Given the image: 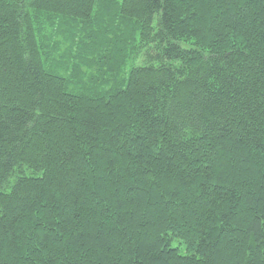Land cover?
I'll use <instances>...</instances> for the list:
<instances>
[{
	"label": "trees",
	"instance_id": "1",
	"mask_svg": "<svg viewBox=\"0 0 264 264\" xmlns=\"http://www.w3.org/2000/svg\"><path fill=\"white\" fill-rule=\"evenodd\" d=\"M0 264H264V0H0Z\"/></svg>",
	"mask_w": 264,
	"mask_h": 264
}]
</instances>
